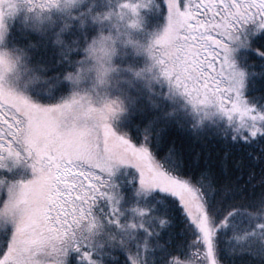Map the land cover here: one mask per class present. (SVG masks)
<instances>
[{
    "label": "snow or ice",
    "instance_id": "snow-or-ice-1",
    "mask_svg": "<svg viewBox=\"0 0 264 264\" xmlns=\"http://www.w3.org/2000/svg\"><path fill=\"white\" fill-rule=\"evenodd\" d=\"M163 2L165 26L137 47L148 63L119 69L109 92L112 38L88 44L86 33L63 35L70 23L47 13L81 29L90 19L130 31L141 27L144 0L77 17L80 0H0V42L19 4L59 46L53 62L29 45L50 81L33 90L69 89L41 103L14 83L18 56L0 65V169L31 171L15 181L0 173V224L9 225L0 264H264V0ZM101 48L102 71L93 59ZM237 146L258 148L248 152L260 168L258 192L249 191L251 174L233 176ZM121 166L137 174L127 209L113 179Z\"/></svg>",
    "mask_w": 264,
    "mask_h": 264
},
{
    "label": "trees",
    "instance_id": "trees-1",
    "mask_svg": "<svg viewBox=\"0 0 264 264\" xmlns=\"http://www.w3.org/2000/svg\"><path fill=\"white\" fill-rule=\"evenodd\" d=\"M39 0H37L38 2ZM129 0H119V2H128ZM118 0H86L85 3L79 4L76 8L73 9V17H77L80 13H86L91 10L92 14H103L106 11L113 10L117 6ZM167 10L164 5L163 0H150L149 4L140 11L141 18V27L139 29H134V35L132 38L146 43L147 38L152 35V33L157 32L163 25ZM52 18V21L57 24H62L65 22H69L71 27L68 33L63 35H70L75 33L76 35H80L81 33H86L89 38L95 36L98 30L103 29L105 32L111 30V26L107 23L101 25L90 19L85 20L84 27L79 28L78 20L72 19L68 20L67 17H64L62 13L53 10L50 13H47ZM34 14L27 11L24 6H20V9L17 14L10 18L7 22V28L4 39V46L9 48L13 47H21V48H29L30 44L36 45L39 51L36 53L37 56L44 57L45 61H47L48 57L51 56L53 62L57 59L56 52L59 46L54 45V40L52 38H47L40 36L33 28L35 23ZM259 46V45H257ZM31 51V49H30ZM254 56L255 53H249ZM81 53H75L74 56L79 58ZM139 56H134L131 53V50H128V55L124 60H117V63L123 64H133L136 67H143L141 62H137ZM35 59V57H33ZM141 59V58H140ZM69 89L66 84L56 90L53 91L51 96L45 94H39L35 90H30L29 94L33 97L34 100H39L41 103H55L62 96H67ZM248 95L249 93H245ZM260 93L257 92L256 95ZM135 130L132 129L130 134L134 135ZM211 147V146H210ZM215 150V149H214ZM248 152H252L255 155L258 152V148H247V147H239L235 149L233 152V176L239 177L241 182L249 181V175L253 176V179L249 181L248 187L251 192V186L256 185L257 192L259 191V179H260V168L258 165H254L252 163V157L248 156ZM222 155V153H220ZM238 160H244L246 162V166L243 169H238L235 167V163ZM0 173L3 174V177L6 180H18L20 178H27L28 174L21 175L17 170L8 171L7 169H0ZM137 174L135 170L132 168H126L120 175L114 178L116 184L119 185V190L123 195L124 199L122 200V208H129L132 203L136 200V197L133 195L134 190L136 188L137 182L134 177ZM159 193H153V196L147 198L150 202L152 201L154 196H158ZM141 203H145L144 200L140 201ZM102 203V202H101ZM129 213H125L127 216ZM184 225L179 221V216H177V222L175 224V231L177 234H180L181 229H183ZM8 236L4 232H0V251L4 250L3 241H5ZM223 243V241H222Z\"/></svg>",
    "mask_w": 264,
    "mask_h": 264
},
{
    "label": "clouds",
    "instance_id": "clouds-1",
    "mask_svg": "<svg viewBox=\"0 0 264 264\" xmlns=\"http://www.w3.org/2000/svg\"><path fill=\"white\" fill-rule=\"evenodd\" d=\"M85 2L86 0H80V4ZM144 3L147 4V0H144ZM5 7L7 6L5 5ZM134 22L135 20L129 21V24ZM106 37L112 38L111 41H109V44L114 41L115 48V53L111 56V67L113 69H116L117 72L112 73L111 82L105 85L107 90L111 92L114 87L119 86L117 83L118 70L127 66L126 64L117 63L116 61L124 60L128 55L129 49L131 50V53L134 56L143 55L142 53L137 52V47L145 44L136 39H133L130 36L129 30L125 25H119V31H116L114 28H111V30L107 32H105L103 29L98 30L97 34L89 39L88 44H92L93 40L100 41ZM30 52L31 51L28 48H9L0 43V65H4L5 67H7L9 63L15 61L16 57L18 56L19 63L16 65L17 72L14 76V83L21 89L26 90L28 92H30V90H32L33 88H46L50 83V81H48L47 79V73L44 72L39 66H35L32 64ZM5 53L7 54L6 56L3 55ZM86 55L87 53L82 54L81 59H84ZM104 56V50L101 48L98 49L97 53L93 57V59L96 61V67L99 68V70L101 71L105 66L102 63V58ZM34 76L39 77V79L34 80ZM89 79L95 83L96 87L101 86L99 80L96 79L95 71L92 72V74L89 76ZM65 82L68 83V81ZM114 98L115 96L111 95L104 97L103 99L112 100ZM8 227L9 225L0 224V232H4Z\"/></svg>",
    "mask_w": 264,
    "mask_h": 264
},
{
    "label": "rangeland",
    "instance_id": "rangeland-1",
    "mask_svg": "<svg viewBox=\"0 0 264 264\" xmlns=\"http://www.w3.org/2000/svg\"><path fill=\"white\" fill-rule=\"evenodd\" d=\"M39 2V1H38ZM131 2H135V0H129L128 1V3H131ZM149 4V2L147 3V5ZM20 6H22V5H19L18 4V9H17V12L15 13V14H17L18 13V11H19V9H20ZM145 8V7H144ZM142 9V8H141ZM141 9H139V15H140V11H141ZM14 14V15H15ZM13 15V16H14ZM166 15H167V13H166ZM13 16H11V17H13ZM11 17H5V26H6V28H7V22L10 20V18ZM165 24H166V16H165V19H164V22H163V25H162V27L157 31V32H159V31H161L162 30V28L165 26ZM6 33V32H5ZM134 29L133 30H130L129 31V34H130V36L132 37L134 34ZM156 33V32H155ZM153 34V33H152ZM152 36V35H151ZM151 36L150 37H148L147 38V41H146V43H145V45H147V43L149 42V40L151 39ZM5 39V38H4ZM134 39V38H133ZM0 43H2V44H4V40L2 41V42H0ZM139 57L141 58H138V61L137 62H141V64H142V66H144L146 63H148V60H147V57L146 56H144V55H139ZM128 168H131V167H128ZM15 170H17L21 175H24V174H28V176H27V178H25V179H30L31 178V171H30V169H28V168H26V167H16V168H14L12 171H15ZM126 170V168L125 167H123V166H121V167H119L117 170H116V172H115V175H114V177H113V179L115 178V177H117L118 175H120L123 171H125ZM20 179H22V178H20ZM19 180V179H18ZM115 182V181H114Z\"/></svg>",
    "mask_w": 264,
    "mask_h": 264
}]
</instances>
